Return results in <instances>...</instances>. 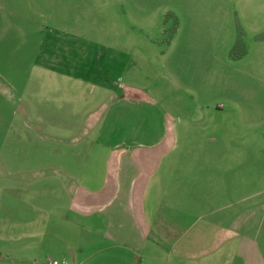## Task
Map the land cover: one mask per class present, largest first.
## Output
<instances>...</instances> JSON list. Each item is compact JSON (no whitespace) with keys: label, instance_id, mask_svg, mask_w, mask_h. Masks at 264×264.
Masks as SVG:
<instances>
[{"label":"rangeland","instance_id":"374dc122","mask_svg":"<svg viewBox=\"0 0 264 264\" xmlns=\"http://www.w3.org/2000/svg\"><path fill=\"white\" fill-rule=\"evenodd\" d=\"M239 29L246 48L254 39L256 46L233 57ZM263 30L264 0H0V185L7 188L6 208L13 173L30 178L16 165L31 161L33 175L45 172L41 156L48 148H84L86 174L102 181L109 141L90 127L110 108L112 95L127 91L154 106L149 129L160 127L153 116L158 111L170 133L171 127L177 131L176 147L196 149L182 161L198 157L227 166L229 195L249 197L239 208L256 205L254 232L264 254V39L255 38ZM125 117L119 124H132V130L145 123H126ZM105 124L113 129L112 122ZM171 140L168 134L165 144ZM29 187L21 184L22 197ZM19 213L30 215L23 201Z\"/></svg>","mask_w":264,"mask_h":264},{"label":"crops","instance_id":"0c3cea01","mask_svg":"<svg viewBox=\"0 0 264 264\" xmlns=\"http://www.w3.org/2000/svg\"><path fill=\"white\" fill-rule=\"evenodd\" d=\"M252 43L243 56L256 39ZM135 95H112L110 108L94 116L100 127L89 132L109 141L102 181L86 174L84 148L62 145L43 151L45 172L33 175L31 161L16 165L30 178L13 173L10 209L0 185V264H264L255 238L256 205L239 208L249 197L229 195L227 166L216 158L182 161L196 149L176 147L177 131L171 127L170 133L158 111L153 116L160 127L149 129L154 106ZM50 114L57 121V113ZM123 115L126 123H145L137 130L126 124L123 132ZM168 134L172 140L165 144ZM23 183L30 186L25 197ZM21 201L32 216L21 217Z\"/></svg>","mask_w":264,"mask_h":264},{"label":"trees","instance_id":"16d2710c","mask_svg":"<svg viewBox=\"0 0 264 264\" xmlns=\"http://www.w3.org/2000/svg\"><path fill=\"white\" fill-rule=\"evenodd\" d=\"M241 34H242V30L239 29L237 31V36L235 38V42H234L233 46L230 48V52L229 53L233 57L234 56H236V57L242 56L243 54H245V52L247 50L246 44L244 43ZM255 38L264 39V30L259 32V33H257L255 35ZM237 50H240L238 55L235 54Z\"/></svg>","mask_w":264,"mask_h":264},{"label":"built area","instance_id":"2783aa9c","mask_svg":"<svg viewBox=\"0 0 264 264\" xmlns=\"http://www.w3.org/2000/svg\"><path fill=\"white\" fill-rule=\"evenodd\" d=\"M53 262L56 263V260H54Z\"/></svg>","mask_w":264,"mask_h":264}]
</instances>
